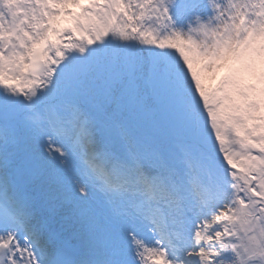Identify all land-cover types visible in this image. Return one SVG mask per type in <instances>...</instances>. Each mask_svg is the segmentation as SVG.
<instances>
[{
	"label": "snow or ice",
	"instance_id": "1",
	"mask_svg": "<svg viewBox=\"0 0 264 264\" xmlns=\"http://www.w3.org/2000/svg\"><path fill=\"white\" fill-rule=\"evenodd\" d=\"M0 264H264V0H0Z\"/></svg>",
	"mask_w": 264,
	"mask_h": 264
}]
</instances>
